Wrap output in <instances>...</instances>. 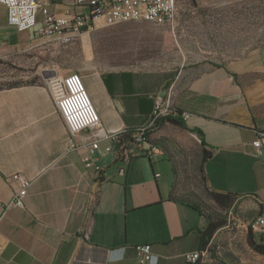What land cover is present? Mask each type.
Instances as JSON below:
<instances>
[{
	"label": "crops",
	"instance_id": "obj_1",
	"mask_svg": "<svg viewBox=\"0 0 264 264\" xmlns=\"http://www.w3.org/2000/svg\"><path fill=\"white\" fill-rule=\"evenodd\" d=\"M42 1L55 14L74 7V0ZM41 28L38 12L32 28L18 31L0 4V264H136L139 243L151 244L150 264H187L185 254L201 249L208 225L187 203L194 200L174 194L190 175L205 189L234 194L243 221L264 213V161L251 144L264 128V43L175 70L75 66L110 134L86 167L94 131L79 133L78 147L69 148L46 84L68 72L35 65L44 54L56 55L60 42ZM156 96L182 111L186 128L150 124L148 142L157 149L150 155L133 136L149 124ZM202 141L211 151L205 179ZM16 172L30 181L23 207L12 203L15 183L7 181Z\"/></svg>",
	"mask_w": 264,
	"mask_h": 264
},
{
	"label": "rangeland",
	"instance_id": "obj_2",
	"mask_svg": "<svg viewBox=\"0 0 264 264\" xmlns=\"http://www.w3.org/2000/svg\"><path fill=\"white\" fill-rule=\"evenodd\" d=\"M264 43V0H177L170 23L118 22L82 34L71 43L57 44L56 55L41 62L61 70L96 66L140 71L175 70L204 59L227 60ZM177 182L174 194L200 203L227 228L217 232L206 251L213 264H264L246 243L248 222L237 216V207L222 210L201 181Z\"/></svg>",
	"mask_w": 264,
	"mask_h": 264
},
{
	"label": "built area",
	"instance_id": "obj_3",
	"mask_svg": "<svg viewBox=\"0 0 264 264\" xmlns=\"http://www.w3.org/2000/svg\"><path fill=\"white\" fill-rule=\"evenodd\" d=\"M0 4L6 8L7 23L18 31L32 28L36 23L37 13L41 12V33L54 35L61 43H71L84 33L118 22L170 23L177 12V0H74V7L64 14L50 12L42 0H0ZM46 84L65 125L69 148L78 147L75 137L79 133L94 131L84 157L85 166L90 167L98 141L109 137L110 134L101 127L99 114L81 75L77 71H70L62 76L49 77ZM170 114H176L170 100L156 96L149 124L134 132L133 140L140 150L146 149L144 142L147 127L160 117ZM251 144L260 155L261 148H264V128L256 131ZM146 150L150 155L157 152L156 147H149ZM7 181L15 183L12 203L23 207L30 181L18 172L8 176ZM247 229L264 237V213L253 218ZM207 249L205 247L186 253L184 256L186 263H196L202 256H206ZM135 254L136 264H150L153 256L151 244H136Z\"/></svg>",
	"mask_w": 264,
	"mask_h": 264
},
{
	"label": "trees",
	"instance_id": "obj_4",
	"mask_svg": "<svg viewBox=\"0 0 264 264\" xmlns=\"http://www.w3.org/2000/svg\"><path fill=\"white\" fill-rule=\"evenodd\" d=\"M182 111L177 110L176 114H170L160 117L155 121L153 124L154 126H160L164 122H170L174 125L181 126L183 128H186V125L182 119ZM148 134L146 135L145 139L148 141ZM202 163H201V172L202 177L205 179L204 173H203V165L207 161V159L211 156V151L204 148V142L202 141ZM146 149H144L145 151ZM147 151V150H146ZM208 189V188H207ZM209 195L211 199L216 203L218 207H220L222 210H229L233 207V203L235 201V195L231 193H222L217 192L214 190L208 189ZM181 201L182 199H185L183 197H180ZM191 204L194 208L199 210L201 213L205 214L208 218V225L204 232H202L201 235V246L200 248L203 249L205 246L211 241L214 233L219 229L220 227L226 225V220L224 218L217 219L215 215L212 213L210 214L208 210H206L200 203L194 201L192 203L187 202ZM246 243L249 246L250 249H252L254 252L264 255V237L259 235L258 238L255 237V234L252 233L250 230H247L246 232Z\"/></svg>",
	"mask_w": 264,
	"mask_h": 264
},
{
	"label": "water",
	"instance_id": "obj_5",
	"mask_svg": "<svg viewBox=\"0 0 264 264\" xmlns=\"http://www.w3.org/2000/svg\"><path fill=\"white\" fill-rule=\"evenodd\" d=\"M117 106H118V104H117ZM118 108H119V106H118ZM144 147H145L146 149L150 147V144H149V142H148L147 140L144 142ZM260 151H261V152H260V155H261V157H262V159H263V161H264V148H261ZM192 264H196V263H192Z\"/></svg>",
	"mask_w": 264,
	"mask_h": 264
},
{
	"label": "bare ground",
	"instance_id": "obj_6",
	"mask_svg": "<svg viewBox=\"0 0 264 264\" xmlns=\"http://www.w3.org/2000/svg\"><path fill=\"white\" fill-rule=\"evenodd\" d=\"M147 130H148V127H147Z\"/></svg>",
	"mask_w": 264,
	"mask_h": 264
}]
</instances>
